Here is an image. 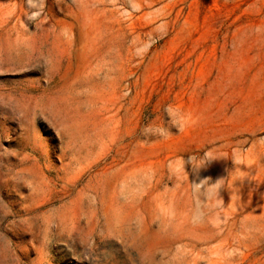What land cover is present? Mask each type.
<instances>
[{
	"label": "rangeland",
	"instance_id": "374dc122",
	"mask_svg": "<svg viewBox=\"0 0 264 264\" xmlns=\"http://www.w3.org/2000/svg\"><path fill=\"white\" fill-rule=\"evenodd\" d=\"M0 264H264V0H0Z\"/></svg>",
	"mask_w": 264,
	"mask_h": 264
}]
</instances>
